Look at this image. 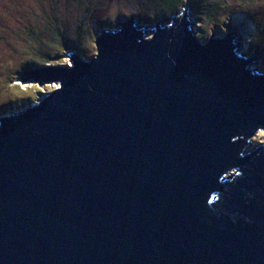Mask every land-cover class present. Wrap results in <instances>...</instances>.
I'll list each match as a JSON object with an SVG mask.
<instances>
[{"label":"water","instance_id":"obj_1","mask_svg":"<svg viewBox=\"0 0 264 264\" xmlns=\"http://www.w3.org/2000/svg\"><path fill=\"white\" fill-rule=\"evenodd\" d=\"M182 9L20 80L60 86L0 116V264H264V72Z\"/></svg>","mask_w":264,"mask_h":264},{"label":"rangeland","instance_id":"obj_2","mask_svg":"<svg viewBox=\"0 0 264 264\" xmlns=\"http://www.w3.org/2000/svg\"><path fill=\"white\" fill-rule=\"evenodd\" d=\"M181 6L188 8L186 13L192 22L191 28L201 40L225 35L235 25L237 41L242 44L243 51L249 58L256 59L252 67L264 72V0H184L178 9L163 18L147 22L143 17H135V26L145 24L150 27L161 22L164 25L169 22L164 20L182 13ZM236 7L242 8L241 11L252 22L249 30L241 31L236 23L233 17V13L239 11L234 9ZM157 8H153L149 0H0V102L19 94H26L30 99L24 104H12L10 109L8 106L0 107V116L9 114L12 109L22 110L28 103L38 102L45 93L60 86L54 81L42 85L33 80L23 83L20 80L25 74L37 69L70 67L69 54L89 60L96 54L95 40L103 30L121 29L118 24L128 22V18H133L128 16L134 12H143L153 18L161 7L158 5ZM208 10L211 16L218 14L220 17H211V24L204 28L203 34H199L203 28L199 19L196 20V14ZM253 35L260 36L263 46L258 47V42L251 40ZM151 36L149 32L147 37ZM53 49L60 64L48 65L38 58L37 50ZM263 136V131L255 134L252 144L263 142Z\"/></svg>","mask_w":264,"mask_h":264},{"label":"trees","instance_id":"obj_3","mask_svg":"<svg viewBox=\"0 0 264 264\" xmlns=\"http://www.w3.org/2000/svg\"><path fill=\"white\" fill-rule=\"evenodd\" d=\"M149 1H150V4H151V6L153 8H157L158 5L161 7L159 10H157V13H156V15L153 18H151L149 14H144L143 12H134V14L129 15V16L127 15V16L128 17H133V18H135V17L142 18L143 17V19L145 21L150 22V19L163 18L167 14H170V11H172L174 9H178L180 4L184 0H149ZM180 8H182V6ZM234 9L239 10V11L243 10L242 8H239V7L238 8L236 7ZM241 12H243V11H241ZM137 14L139 16H137ZM171 15H173V12L171 13ZM196 16L198 17V18H196V20L199 19V23H200L199 25L200 26L202 25V28H203V29H200L198 31L199 34H203L204 28H206L207 25L209 26V24H211L210 23V21L212 20L211 17H214V16L220 17L218 14H215L214 16H211V11L210 10H208L206 12H200L199 15L196 14ZM145 21L143 23H147ZM216 28H218V27H216ZM60 35H62V34H60ZM251 40H256L258 42V44H259L258 47L259 46H263V40L260 38L259 35H253ZM251 46L255 47L252 44H251ZM42 52H44V53H42ZM36 53L38 55V58L41 61L46 62L48 65L60 64V62L58 61L59 59L56 56V51L54 49L53 50H45V51L37 50ZM29 100H30L29 96H27L26 94H19V95H16V96H13V97L9 98L6 101L0 102V107L8 106V108L10 109V108H12V104H15V103L24 104L25 102H27Z\"/></svg>","mask_w":264,"mask_h":264},{"label":"bare ground","instance_id":"obj_4","mask_svg":"<svg viewBox=\"0 0 264 264\" xmlns=\"http://www.w3.org/2000/svg\"><path fill=\"white\" fill-rule=\"evenodd\" d=\"M233 17L235 18L236 23L239 24V28L241 29V31L249 30L252 22L247 18V16L243 12L238 11L236 13H233Z\"/></svg>","mask_w":264,"mask_h":264}]
</instances>
